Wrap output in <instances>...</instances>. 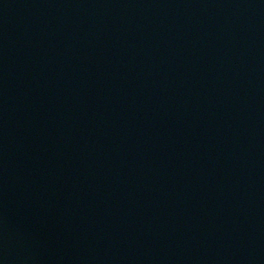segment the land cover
Listing matches in <instances>:
<instances>
[{
	"label": "water",
	"instance_id": "obj_1",
	"mask_svg": "<svg viewBox=\"0 0 264 264\" xmlns=\"http://www.w3.org/2000/svg\"><path fill=\"white\" fill-rule=\"evenodd\" d=\"M0 264H264V0H0Z\"/></svg>",
	"mask_w": 264,
	"mask_h": 264
}]
</instances>
